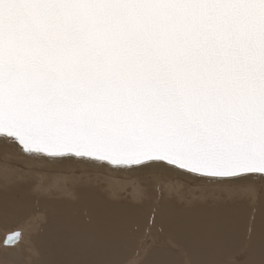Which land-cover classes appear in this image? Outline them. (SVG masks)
<instances>
[{"label":"water","instance_id":"1","mask_svg":"<svg viewBox=\"0 0 264 264\" xmlns=\"http://www.w3.org/2000/svg\"><path fill=\"white\" fill-rule=\"evenodd\" d=\"M0 133L264 173V0H0Z\"/></svg>","mask_w":264,"mask_h":264},{"label":"bare ground","instance_id":"2","mask_svg":"<svg viewBox=\"0 0 264 264\" xmlns=\"http://www.w3.org/2000/svg\"><path fill=\"white\" fill-rule=\"evenodd\" d=\"M0 158L5 160L0 162V264H264V194L258 204L244 198L212 205L202 191L194 201V185L186 189L178 179L238 182L255 197V181L264 182L263 172L214 176L164 159L114 163L73 152L49 154L27 149L5 133H0ZM12 160L29 167L30 179L14 182L23 174ZM90 167L111 173L106 187L100 190L97 179H90ZM78 168L83 182L74 175ZM144 171L156 173L157 182L165 178L164 186L183 195L185 203L177 204L155 187L116 177L118 172L149 174ZM127 186L132 187L127 201L107 192L122 193ZM186 192L194 196L186 198ZM13 229L20 237L7 245ZM30 231H35L31 239Z\"/></svg>","mask_w":264,"mask_h":264},{"label":"rangeland","instance_id":"3","mask_svg":"<svg viewBox=\"0 0 264 264\" xmlns=\"http://www.w3.org/2000/svg\"><path fill=\"white\" fill-rule=\"evenodd\" d=\"M0 159H2V160H0V162L5 161V160H3V158H0ZM15 162H17V163H15ZM11 163H12V166H14V165L16 166V164H17V168L20 167L18 169L19 170L21 169L20 170L22 172L21 175L23 174L21 178L16 177L14 179V182H17V181H22L23 182V181L27 180L28 178L30 179V177H28L30 175L28 173L29 167H27V165L23 164L22 162L14 161V160H12V162L10 161V164ZM26 170H27V172H26ZM90 170L92 172H94L93 175H90V179H92V180H94V178L97 179L96 183L99 184L100 190H101L102 186L106 187L105 186V177L110 172H107V171L105 172L104 170H106V169H102V171H101V169L98 170V168L92 169V167H90ZM68 172H70V171H68ZM68 172H66V174L67 175H71V173H68ZM144 172H149V174L147 173V174H126L125 175L124 173L118 172V174L116 173V175H117L116 177L119 178V179H123L126 182H128V181H132V182L133 181L134 182L137 181L138 183H142L144 185H147L148 188L152 187L153 189H155V188L157 190L160 189L159 194L162 193V195H164L166 198H168L170 200H174L179 205L185 203V201H184L185 199L184 198L183 199L180 198V197H183V195H181V196H180V194L173 195V193H170L171 192L170 187L168 188V186L167 187L164 186L163 182H164L165 178L162 179L161 181L157 182V180L155 181L154 177L152 176V174H156V173H152L150 171H144ZM83 173L84 172H83V170L81 168H78V169H76L74 171V175L83 177V178L82 177L80 178V180L82 179V182L85 181L84 180L85 179V175H83ZM175 177L176 176H173V178H174L173 180H176L177 177L176 178ZM178 179L182 180L181 182L185 183L184 186H185L186 189L188 187L190 188V186L194 185V186H192L194 194H195V196L193 195L194 196V199H193L194 201H196V200L198 201L199 200L198 198L200 197V195L198 194V192L202 191L203 194L205 195V199H207L206 201H209L208 203L212 204V205H222V204H225L227 202L237 201V200L241 201L244 198H247L249 200V204H251V205H252V202H255L253 204H258L257 200H259L262 197V195L264 194V182L263 181H261V182L260 181H255L258 184V189H257L258 192H256V195L254 197L253 194L248 190L247 187L242 186V184H239L238 182H231L229 185L228 184L224 185V183H220V182H219V184L216 183V182L212 183V181L211 182L209 181L208 183H205V182L200 183V182H197L196 180L189 179L188 177H185L184 175H179ZM196 184L198 185V187H196L197 186ZM234 187L236 188V191H235ZM167 188L170 191H168ZM185 188H183V190ZM202 189H204V190H202ZM107 192L110 193V196L113 199L114 198L115 199L123 198L122 199L123 201H127L129 198H132V187L131 186H129V187L127 186L126 189L124 190V192H122V193L119 192V191H116V194H118V195L120 194L118 197H116V194H114V195L111 194L112 192L109 189H107ZM186 193L188 194V192H186ZM189 194L187 195L188 197L186 196V198H189V197L192 196V193H191V195H189ZM245 200L246 199H244L243 202H245ZM14 230H16V229H13V230L9 231V233H13ZM34 233H35V231H30L29 232L30 239L32 238ZM0 251H2V250H0Z\"/></svg>","mask_w":264,"mask_h":264}]
</instances>
